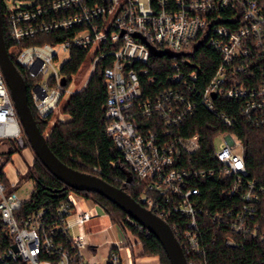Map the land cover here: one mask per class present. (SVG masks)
<instances>
[{
    "label": "built area",
    "instance_id": "1",
    "mask_svg": "<svg viewBox=\"0 0 264 264\" xmlns=\"http://www.w3.org/2000/svg\"><path fill=\"white\" fill-rule=\"evenodd\" d=\"M4 8L3 28L14 44L16 62L31 78V102L41 119L74 92L72 78L66 84L61 67L55 66L60 52L68 57L74 49L94 53L89 78L99 59L112 56L102 69L106 132L133 174L154 193L140 195L138 202L165 221L171 214L183 218V226L173 221L170 227L185 255L205 256L203 226L208 221L233 234L226 236L227 246H238L243 238L264 243V184L249 177L243 143L233 131L235 117L216 105L219 99L235 101L247 123L264 126V0H42L30 7L12 3ZM228 10L229 24H225L220 18ZM57 31L66 33L60 41L26 43ZM203 43L217 52L220 62L201 87L190 56ZM159 50L180 57L170 63L167 87L143 97L139 72L148 81L155 77L149 75L147 66L138 72L132 64H148L152 52ZM5 80L0 67V139H12L23 128ZM197 103L215 113L223 127L215 133L223 143L216 150L212 140L213 160L208 164L196 156L202 148L199 132L174 131ZM149 118V122L142 120ZM49 132L50 128L45 130V137ZM194 160L198 164L191 165ZM212 177L217 179L219 197L227 201H214L215 209L208 207L201 186ZM81 193H70L54 209L43 207L21 215L17 211L24 200L0 176L1 222L12 240L0 256L2 264H87L85 234L71 233L75 225L91 218L89 210H78L74 194L93 202ZM127 219L145 229L131 217ZM122 230L126 240L111 247L104 264H124L122 248L130 251L140 244L135 235Z\"/></svg>",
    "mask_w": 264,
    "mask_h": 264
},
{
    "label": "trees",
    "instance_id": "2",
    "mask_svg": "<svg viewBox=\"0 0 264 264\" xmlns=\"http://www.w3.org/2000/svg\"><path fill=\"white\" fill-rule=\"evenodd\" d=\"M0 6L3 20L2 26H4L3 10L5 8L2 0H0ZM229 15L230 10L225 11L220 21L229 24ZM3 34L9 56L16 64L27 85L28 104L40 131L44 133L52 114L44 119L39 118L30 97L31 78L27 75L25 69L16 62V56L12 51L14 44L4 28ZM65 34V31H57L32 38L26 43H54L63 39ZM105 49L107 50L109 47H105ZM87 55V50L74 49L71 51L70 56L61 66V73L66 78V84L79 69ZM111 57V55H107L99 59L87 84L80 90L69 93L65 100L62 101V111L68 118L55 121L50 126V132L46 139L50 149L63 163L81 172L99 176L108 183L122 188L138 201L140 195L148 193L154 195V193L146 190V182L139 180L133 174L120 151L116 148L113 138L106 132L105 103L107 90L102 76V69L110 64ZM178 57H180L178 54L171 51L159 50L152 52L148 64L141 62L132 64V67L137 71L140 67L147 66L149 75L155 77L154 81H148L147 76L138 71L143 97L153 95L158 90L167 87L165 75L171 70V61ZM190 58L197 65V85L203 87L217 68L220 57L211 46L203 43L195 49ZM216 103L219 111H224L225 114L235 117L233 131L237 133L243 143V155L249 177L264 184V126L247 123L240 116L239 103L235 101L219 99ZM150 119L142 120L149 122ZM220 124L222 125L215 113L203 107L202 104L197 103L194 112L186 115L185 119L174 127V131L181 132L184 135L199 132L201 134L202 148L196 156H202L203 160L201 163L208 164L213 160L211 158L213 137L217 130L223 129ZM27 143H29L28 140ZM17 150V146H12L9 153ZM8 160L9 157L6 162L0 164V176L10 189H13L4 172V165ZM196 164H198V161L194 160L191 165ZM23 177L24 179L32 180L34 186L29 197L23 201L17 214L26 215L43 207L54 209L67 201L70 193H81L66 186L56 178L37 157L32 164L28 163ZM201 186L208 207L215 209L213 202L223 201L219 197L220 188L217 179L215 177L206 178L201 183ZM81 194L90 198L94 204L101 206L113 223L135 235L140 241L143 255L156 256L159 258L160 264H170L160 241L146 229L134 227L127 219L128 215L126 212L96 192H82ZM159 201L166 205L163 198H160ZM223 203L225 204L227 201H223ZM173 221L183 226L184 220L179 215L171 214L166 219L170 226H172ZM203 236L205 256L199 259L186 254L189 264L192 262L201 264H264V243L250 238H243L239 241L240 244L238 246H227L224 243L226 236L232 237L233 234L224 229L215 228L210 221L203 226ZM11 245V237L6 232L0 215V256ZM0 264H2L1 260ZM10 264L28 263L17 261Z\"/></svg>",
    "mask_w": 264,
    "mask_h": 264
},
{
    "label": "water",
    "instance_id": "3",
    "mask_svg": "<svg viewBox=\"0 0 264 264\" xmlns=\"http://www.w3.org/2000/svg\"><path fill=\"white\" fill-rule=\"evenodd\" d=\"M1 9V6H0ZM3 20L0 11V67L25 136L42 164L66 186L80 192H96L127 213L153 234L163 246L170 264H189L170 225L160 216L132 198L125 190L116 187L97 175L81 172L63 163L50 149L47 137L40 131L28 104L27 85L7 51ZM198 46H196L197 49ZM64 84L65 81H62ZM214 96V95H213Z\"/></svg>",
    "mask_w": 264,
    "mask_h": 264
},
{
    "label": "rangeland",
    "instance_id": "4",
    "mask_svg": "<svg viewBox=\"0 0 264 264\" xmlns=\"http://www.w3.org/2000/svg\"><path fill=\"white\" fill-rule=\"evenodd\" d=\"M40 1L42 0H2V3L5 6H9L14 3L18 6L30 7L39 3ZM67 59L68 53L60 52L58 58L54 62L55 66L59 69ZM94 59V53H88L79 69L72 75V83L70 86L71 91H78L87 84L89 80L88 74ZM66 97L67 95L61 99L57 109L52 113L48 126L45 129L46 131H49L50 126H52L55 121L60 119L65 120L68 118V116L63 113L61 104ZM221 143H223L221 135H216L213 138L214 148L216 150L219 149ZM12 146H17L18 150L13 153H9V150ZM0 157V164L6 162L7 158L9 157V160L4 165V169L9 178H12L13 182L15 183L13 184V189L16 190L18 196L23 200L27 199L33 189L34 183L32 180L24 179L23 175L26 168L28 167V163L32 164L36 159V155L33 152L30 144L27 143V138L24 131H22V133L16 138L0 139ZM74 199H76L77 204L78 202L81 203L78 210L90 211L94 207L96 210V213H94V216L91 218V220L85 224L84 230L86 233H88L89 241H91L92 244L97 245V250L95 253H90L88 249L83 250L84 261L87 264H104L107 261L111 247L117 242L126 240V235L118 224L112 222L101 206L94 204L85 198L79 199L75 194ZM69 220L73 221V218L71 217ZM79 231L80 228L78 225H75L73 229H71L72 234L79 233Z\"/></svg>",
    "mask_w": 264,
    "mask_h": 264
},
{
    "label": "crops",
    "instance_id": "5",
    "mask_svg": "<svg viewBox=\"0 0 264 264\" xmlns=\"http://www.w3.org/2000/svg\"><path fill=\"white\" fill-rule=\"evenodd\" d=\"M4 172L7 176L10 186L12 185V187H14L13 184L15 183L13 182L12 178H9L5 169H4ZM80 204L81 203L78 202V209L80 208ZM90 213H91V218H92L94 216V213H96L95 207L92 210H90ZM91 218L85 221L82 225H78V227L80 228L79 232H83L85 234V238L88 242V247H86L84 250L88 249L90 253H95L97 250V245L92 244V242L89 241L88 233H86V231L84 230L85 224L89 222ZM121 254L124 257V264H160L158 257L143 255L142 247H141V244L139 243L138 244L136 243L130 251H128L126 248H122Z\"/></svg>",
    "mask_w": 264,
    "mask_h": 264
}]
</instances>
